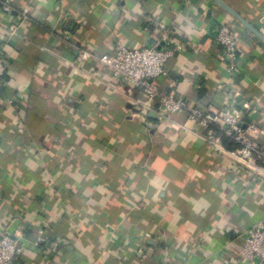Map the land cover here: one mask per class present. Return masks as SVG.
<instances>
[{
  "label": "crops",
  "instance_id": "crops-1",
  "mask_svg": "<svg viewBox=\"0 0 264 264\" xmlns=\"http://www.w3.org/2000/svg\"><path fill=\"white\" fill-rule=\"evenodd\" d=\"M222 1L264 37V0ZM222 24L233 65L214 42ZM163 33L182 47L160 88L241 110L264 143V43L215 0H0V235L21 247L10 264H250L240 247L264 221V172L233 166L185 112L157 116L98 61L119 43L163 47ZM38 230L49 240L36 246Z\"/></svg>",
  "mask_w": 264,
  "mask_h": 264
},
{
  "label": "built area",
  "instance_id": "built-area-1",
  "mask_svg": "<svg viewBox=\"0 0 264 264\" xmlns=\"http://www.w3.org/2000/svg\"><path fill=\"white\" fill-rule=\"evenodd\" d=\"M1 9L11 10L9 2H3ZM25 18V17H24ZM16 27L10 28V34H16ZM160 41L163 47L153 44L144 47H129L117 44L112 53L103 54L98 58L99 63L106 67L111 78L118 83L126 84L131 89L143 93L148 102L156 103L154 110L157 116L185 112L187 118L195 122L202 129V137L214 151L225 154L231 164L247 173L264 172V143L256 142L250 135L254 126H243V113L238 109H226L210 112L199 105H192L184 98L160 88L157 80L167 74L168 61L181 49V44L172 37L163 33ZM214 42L222 48L225 58L231 65L237 57V40L234 27L222 24L218 27ZM91 54L81 51L79 60L87 61ZM5 72L4 56L0 52V86ZM229 139L234 147L226 149L222 139ZM35 245L49 240V236L38 230ZM21 253V247L8 233L0 235V264H10ZM240 256L250 264L264 263V221H258L245 229L240 247Z\"/></svg>",
  "mask_w": 264,
  "mask_h": 264
},
{
  "label": "water",
  "instance_id": "water-1",
  "mask_svg": "<svg viewBox=\"0 0 264 264\" xmlns=\"http://www.w3.org/2000/svg\"><path fill=\"white\" fill-rule=\"evenodd\" d=\"M221 7H223L227 12H229L233 17L239 20L248 30L253 32L263 43L264 37L259 34L248 22L241 18L237 13H235L229 6H227L222 0H215Z\"/></svg>",
  "mask_w": 264,
  "mask_h": 264
},
{
  "label": "trees",
  "instance_id": "trees-1",
  "mask_svg": "<svg viewBox=\"0 0 264 264\" xmlns=\"http://www.w3.org/2000/svg\"><path fill=\"white\" fill-rule=\"evenodd\" d=\"M222 143L228 149H231L235 146L233 142H231L229 139H226V138L222 139Z\"/></svg>",
  "mask_w": 264,
  "mask_h": 264
}]
</instances>
